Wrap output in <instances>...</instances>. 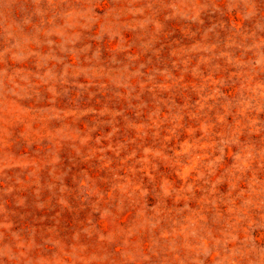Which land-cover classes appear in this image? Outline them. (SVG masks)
<instances>
[{"label":"rangeland","instance_id":"374dc122","mask_svg":"<svg viewBox=\"0 0 264 264\" xmlns=\"http://www.w3.org/2000/svg\"><path fill=\"white\" fill-rule=\"evenodd\" d=\"M0 264H264V0H0Z\"/></svg>","mask_w":264,"mask_h":264}]
</instances>
